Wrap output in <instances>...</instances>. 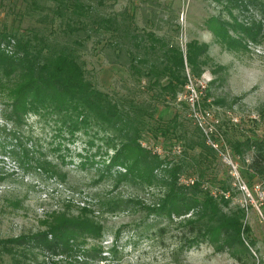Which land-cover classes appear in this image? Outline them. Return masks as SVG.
I'll use <instances>...</instances> for the list:
<instances>
[{
  "label": "rangeland",
  "instance_id": "obj_1",
  "mask_svg": "<svg viewBox=\"0 0 264 264\" xmlns=\"http://www.w3.org/2000/svg\"><path fill=\"white\" fill-rule=\"evenodd\" d=\"M104 7L106 13L126 11L133 16L137 27L165 35L182 49L191 40L207 45V65L202 75L193 77L190 70H186L187 80H191L196 95L184 89L175 99L152 98L150 92L143 89L144 82L132 78L125 67L106 61L100 51L102 44L94 39L83 40L86 49L80 53V58L87 79L99 90L115 97L145 101L154 119L163 123L175 120V130L185 137L194 139L199 129L206 139L215 140L224 156L216 152L215 158L202 165L204 187L212 191L225 187L229 201L225 211L236 207L244 210L246 232L243 238L245 243H252L254 264H264V177L254 175L248 167L254 149H244L248 140L264 145V116L258 113L264 107V0H104ZM149 9L154 16L147 23L142 11ZM212 17L228 24L230 47L208 31ZM60 31V20L49 5L36 7L31 0H0V34L30 38L33 43L36 38L50 39ZM217 65L225 66L226 74L218 71ZM198 80L204 82L205 88H199ZM189 96L193 97V106L189 104ZM207 110L218 121L208 136L198 124V118ZM205 122L213 125L209 119ZM147 124L151 129L158 123L148 121ZM16 133L34 156L45 155L56 163L64 180L59 182L56 177L32 170L21 171L11 158L0 154V176H8L0 183V264H174L170 257L174 239L167 236L164 246L149 239L140 226L144 219L141 211L98 214L96 199L99 197L120 196L143 201L148 195L124 182L114 187L110 179L101 180L96 164L81 165L83 160L77 155L85 153V138L68 141L56 136L50 126L36 123L33 117ZM151 134L145 132L143 140L160 154L164 150L171 153L183 149V140L170 136L155 141ZM0 144L11 147L14 142L2 133ZM91 152L93 150L86 154ZM196 152L191 151V154ZM173 157L178 156L170 155ZM239 182L245 184L250 198L240 189ZM257 184L260 192L252 191ZM85 206L94 211L88 214L104 225L101 238L76 237L68 242H56L47 235L16 246L11 253L3 251L1 240L48 234L51 231L48 223L54 215L58 212L76 215ZM245 263L250 264V261ZM181 264L239 263L228 251L218 252L204 243L193 246Z\"/></svg>",
  "mask_w": 264,
  "mask_h": 264
},
{
  "label": "trees",
  "instance_id": "obj_2",
  "mask_svg": "<svg viewBox=\"0 0 264 264\" xmlns=\"http://www.w3.org/2000/svg\"><path fill=\"white\" fill-rule=\"evenodd\" d=\"M31 2L36 7L49 5L60 20L61 31L50 39L36 38L33 43L30 38L0 34V135L4 133L14 142L11 147L0 144V154L11 158L21 171L32 170L62 182L64 175L59 173L58 165L45 155L34 156L31 149L22 145L16 132L33 117L36 123L50 126L56 136L68 141L85 138V153L77 155L83 160L81 165L96 164L101 180L110 179L114 187L124 182L148 195L143 201L99 197L96 200L100 216L141 211L144 219L140 226L149 239L157 240L160 246H164L167 236L174 239L170 251L174 264H181L193 246L204 243L215 251H228L239 264L248 260L254 264L252 243H245L243 238L244 210L236 207L225 211L229 202L225 187L223 191L204 187L200 170L205 162L216 157V151L207 144L201 130L198 129L194 139L185 137L175 130V120L163 123L154 119L145 101L115 97L99 90L87 79L80 58L86 49L83 40L94 39L102 44L100 51L106 61L125 67L132 78L144 82L143 89L152 98L175 99L188 82L187 69L193 77L204 72L207 45L191 40L182 49L165 35L137 27L126 11L106 13L104 0ZM152 12L142 11L144 22H151ZM227 25L212 17L207 29L230 47ZM216 69L226 74L225 66L217 65ZM258 113L264 116V107ZM148 121L158 124L149 129ZM149 131L155 141L170 136L183 140V149L171 151L172 154L164 150L160 154L143 140ZM244 145L245 151L254 149L249 169L264 177V145L250 140ZM191 151L198 152L191 154ZM97 156L102 159L95 161ZM7 178L6 174L0 176V183ZM81 210L76 215L58 212L48 223L51 230L48 234L1 240L3 251L11 253L16 246L47 235L56 242L76 237L101 238L104 229L101 220L89 215L88 212L94 211L88 207Z\"/></svg>",
  "mask_w": 264,
  "mask_h": 264
},
{
  "label": "built area",
  "instance_id": "obj_3",
  "mask_svg": "<svg viewBox=\"0 0 264 264\" xmlns=\"http://www.w3.org/2000/svg\"><path fill=\"white\" fill-rule=\"evenodd\" d=\"M198 84L200 85L199 88H205V84L204 82H202L201 80H198L197 81ZM191 80L188 79V82L185 86V89L186 90H190V91H193L196 95V91L192 89V86H191ZM201 91V90H200ZM189 98V104H191V106L194 105L193 103V97H188ZM211 120L213 122V125H210L207 124L206 125V122L205 120ZM198 124H199V127L206 133V136H208V134H212V130L214 129V125L218 124V121L217 120H214L213 119V113L210 111V110H207L204 112L203 115H201L199 118H198ZM206 142L209 146H211L216 152H218L220 155L224 156L223 152L220 151V146L215 142V140H212V139H206ZM239 186H240V189L250 198V193H249V190L247 189V187L245 186L244 183H238ZM252 191H255V192H260V189H259V185H254V187H252Z\"/></svg>",
  "mask_w": 264,
  "mask_h": 264
}]
</instances>
